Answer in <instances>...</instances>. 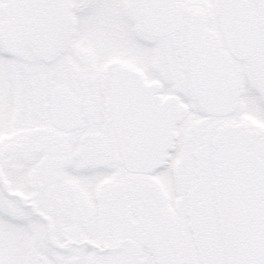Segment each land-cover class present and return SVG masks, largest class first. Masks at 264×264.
Wrapping results in <instances>:
<instances>
[{
	"label": "snow or ice",
	"instance_id": "snow-or-ice-1",
	"mask_svg": "<svg viewBox=\"0 0 264 264\" xmlns=\"http://www.w3.org/2000/svg\"><path fill=\"white\" fill-rule=\"evenodd\" d=\"M0 264H264V0H0Z\"/></svg>",
	"mask_w": 264,
	"mask_h": 264
}]
</instances>
